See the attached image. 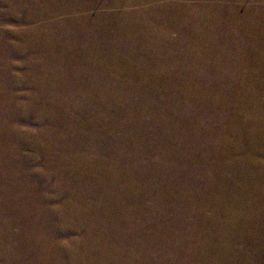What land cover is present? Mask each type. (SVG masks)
I'll list each match as a JSON object with an SVG mask.
<instances>
[{
    "label": "bare ground",
    "instance_id": "bare-ground-1",
    "mask_svg": "<svg viewBox=\"0 0 264 264\" xmlns=\"http://www.w3.org/2000/svg\"><path fill=\"white\" fill-rule=\"evenodd\" d=\"M8 21L27 27H1ZM18 58L24 59L16 63ZM21 64L51 83L63 80L66 98L60 101L65 106L77 102L66 108L68 131L81 124L86 126L83 136L94 132L97 138V119L104 118L103 136L113 142L116 159L106 174L90 154L86 138L73 143L43 137L46 148L55 149L49 171L53 175L68 166L64 171L76 186L63 183V190L73 191L83 202L65 203L61 209L77 225L86 226L81 220L85 216L88 228L76 249H0V260L14 263L19 252L23 264H41V259L54 264L59 258L61 264H264V93L257 99V85L264 87V0H0V82L7 83ZM8 101L2 92L1 120ZM200 112L212 114L207 115L209 125L201 122ZM183 119L192 120L194 130ZM125 123L132 126L125 139L114 137L115 126ZM6 130L0 121V134ZM199 137L206 151L198 146ZM155 140L161 143L157 159L152 157ZM171 140L177 145L190 142L191 147H172ZM1 165L0 178L10 180V169ZM89 167L105 183V175L110 177L113 201L106 210L103 204L93 210L83 200L92 183L81 181L78 172ZM49 171L32 172V179L42 181ZM133 174L148 183L138 190V198L128 195L131 189L136 195L127 180ZM34 191L27 195L29 204L12 206L15 214L23 210L36 215L40 203L31 200L43 201V195ZM131 204L132 210L123 214ZM10 205L5 208L14 214ZM61 209L46 211L53 213L46 221L49 226H56L54 216ZM7 216L1 225L9 223ZM105 216L117 217L108 230L113 246L120 249H105L108 235L97 232L94 220L106 226ZM186 227L197 232L191 235L194 249H143L140 240L136 246L141 249L120 246L129 232L183 241ZM237 241L243 249H235Z\"/></svg>",
    "mask_w": 264,
    "mask_h": 264
},
{
    "label": "rangeland",
    "instance_id": "rangeland-1",
    "mask_svg": "<svg viewBox=\"0 0 264 264\" xmlns=\"http://www.w3.org/2000/svg\"><path fill=\"white\" fill-rule=\"evenodd\" d=\"M3 25L10 30H12L14 28L15 29L20 28L21 26L27 27L23 22H17V21H15V22L14 21L3 22L1 27H4ZM21 59L23 60L24 58L15 59L16 63H19L21 61ZM17 67H18L17 69L13 70V72L8 75V77H7L8 82L7 83H1L0 82V91H1L0 92V102L2 100V92H3L4 96L8 97V99H9L8 102H10V103H7V105L11 104L7 110H6V108H3L4 110H6L4 113L5 115H3L4 117H2V120L0 119V121H2V124L4 125V131H5V129H7L6 133L0 134V161H1L0 165L3 164L7 168L10 169V170H8L10 180L8 178H0V188H1V190H0V220L1 221L7 220L8 219L7 214L11 217V219L8 221L9 223L7 224L10 227L7 225H1V223H0V249H3V251L6 249V252H8L10 249H16V250H18V249H53V251L55 249H76L74 246L76 245V243H78L80 241L79 239L83 236L84 232L88 228V226H87L88 223H87L86 217L85 216L82 217V214H81V217H82L81 220L85 221L86 226H84L82 224L77 225L76 220L73 218V216L71 217L69 215H67V216L65 215L66 213H65L64 209H61V205L62 204L64 205L66 203L65 205H67V206H73L74 204H78V203L82 204L83 202L81 200H79V198L73 193V191L71 192V194H68V192H66V189L63 190V187H62L63 183H65L66 185H69V186L72 185V187L76 186L75 182L73 183L72 178H70V172L64 171V170H66V168L68 166L65 168H61L62 169L61 171L55 170V172H54L55 174H53V175H52V172L49 171V165L54 166L50 159L54 157L55 149H54V147H52V149H47L45 146V143H44L45 142L44 138H45V136H47V137H49L48 138L49 140H51V137H52L54 140L60 139V140H66V141H69L68 139H70L73 143H75V140L79 139L80 137L86 138V140H88L87 145L90 146V149H91V151H90V149H88V152L90 151V154L93 156L96 155V157H95L96 161H97V163H99L98 165L102 167V172L109 173L108 168H111V165L113 164V160L115 162L116 156H115V158L113 156L114 150H115L114 147L112 148L113 142L110 141V139L107 135L103 136L104 132L102 130H106L107 121L104 118L100 119V120L97 119L98 125H100V127H101V130L99 131V133L101 132V136L97 135L98 136L97 138L94 137V132L92 133L91 136H90V134L83 136L86 126H83L81 124L80 125L78 124L76 126V128L75 127L70 128L68 131L67 130L68 126L64 125V120H63L64 118H66V119L69 118V114H68L69 112L66 108L72 107L74 104H77V102L68 103V106H65L62 104L61 101H65V98H66L64 91H63L64 88L61 85V82L63 80L58 78V82L53 80L54 82L51 83L49 78H45L43 76L37 77L36 74H34V76L29 74L30 69L24 64H21L20 66L18 65ZM0 78H1V76H0ZM243 88H244V86L239 87V90H242ZM144 89L148 90L149 87L144 86ZM263 93H264V87L259 88L257 85V99H259L263 95ZM74 99L76 100L77 98L74 97ZM74 107L76 108L77 106H74ZM252 107L253 106H250L251 110H252ZM78 109L79 108L77 107L76 110H78ZM77 113H79V112H77ZM208 114L212 115L209 112H207V113H205V112L201 113L200 112V118L201 119L199 118L201 120V122L203 121V123H206L207 125H209V121H208L209 118L207 116ZM247 115H248V113H247ZM5 118H6V120H5ZM88 118H89V116H88ZM183 120L187 121V122L192 121V120L189 121V120H185V119H183ZM59 121L62 122V126L64 125L63 127L62 126L58 127L57 122H59ZM190 124H191L189 126L190 130H194V128H195L194 123L190 122ZM216 125L218 126V124H216ZM220 126H219V129L226 130L225 128H227L226 125H220ZM131 127L132 126H128L126 123L121 124V125H116L114 128V134H115L114 137H119L122 140L125 139L126 135L129 133ZM89 128H91V127H89ZM92 128H94V126H92ZM202 135H203V137L205 136L204 133H202ZM73 137H74V139H73ZM106 137H108V138H106ZM91 138L95 139V140L90 141ZM200 138L201 137H199V139L197 141L198 146L200 145L201 148L204 151H206L205 149H207V146H204V145H206V143L200 141ZM155 141L157 143L155 142L153 144L154 151L152 149V151H153L152 157L155 156V159H157V154H158L159 147H161V143H158V140H155ZM170 142H171L172 147L176 146L175 148H177L178 146H181L183 150H185V148L188 149L189 147H191L190 142L183 141L182 143H180V145H177L175 143V141H172V140ZM242 148L244 150V146H242ZM77 151L78 150H75V154H77ZM62 152H64V150ZM249 154H251V153L249 152ZM50 155H51V157H50ZM77 155H79V154H77ZM77 155H75V156H77ZM75 156H72V157L74 158ZM54 162L57 163L56 161H54ZM92 164L90 163L91 166H93ZM3 165H1V166H3ZM70 165H71V163H70ZM47 169L50 173L42 181L36 180V178H34V180L32 179V176H31L32 172L33 173L35 172L36 174L41 175V174H44V172ZM85 169H87L88 172H86ZM80 170L81 171H79L78 174L81 177L80 178L81 181H86V180L88 181V179L90 181V179H91L90 182L93 184V185L91 184V186H87L85 188L87 194L83 195L84 202L90 201L92 204L90 207H92L93 210L101 209L100 204H103L105 206V210H106V205L113 201V198H112L113 195L112 194L114 192V189L112 188V191H111V187H109V186H111L110 177L105 175V180H106V183H105L104 181L99 180L95 175L90 173L93 171L92 167L81 168ZM65 172H66V175L64 177ZM56 174L58 176H63V178L61 180H58ZM91 175H93V176H91ZM133 175H128L127 180H128L129 184L131 183V185H133V189L136 190V195L132 193V189L128 191V195H130L132 197L135 196L136 198H138V197H140V195H139L140 191H138V190H143L142 188H145V186L148 183L146 180L144 181V179H142V181H141L138 178V175H136V174H133ZM93 180L96 181V183H94ZM116 181H117V179H116ZM38 182H41V184ZM119 184L123 185L122 181L119 182ZM66 185H65V188H66ZM112 185H113V183H112ZM142 185H143V187H142ZM41 187H42V189H41ZM35 188H36V190H41L42 195H43L42 196L43 201H41L42 200L41 198L37 199L36 197H35V199L31 200L32 202L37 201L40 203V207H38L36 215H34V213H32L31 215H28L23 210H22V212H21V210H19L18 214L17 213L15 214L14 208L12 206H20L21 204L22 205L26 204V202H28V204H29L30 202H29V200H27V198H28L27 195L35 192L34 191ZM94 190H95V192H94ZM8 195H10V197H8ZM70 199H71V201H69ZM9 202L11 204L10 207L13 210L14 214H10L8 209L5 208L6 203L8 204ZM47 206H48V208H47ZM44 207H45V211H44ZM75 207L80 208L79 205H77ZM131 207H132V204L126 205L122 209L121 212H123V214L130 212L132 209L130 211L128 209ZM189 207H191V206H189ZM59 208L61 209V212H59L58 214H56V216H54L55 220L53 223H56V226H55V224H51L52 226L51 225L49 226V224L46 223V221H47V218H50V219L52 218V216L50 214H53V213H50L48 215L46 213V211L48 212L49 209L55 211V209L58 210ZM27 209H28V207H27ZM125 210H127V212H124ZM207 213L206 214L208 216L211 215L210 211H207ZM44 214H47V215L45 217H43ZM110 216H111V214H110ZM142 217H144V216H142ZM113 218L115 220L107 219L106 216L104 217L105 222H107L105 224L106 226H103V225L100 226V223L97 220H94L98 226V227L96 226L98 234L102 235V233H103V236L108 235V238H105L106 239V242L104 244L106 246L105 249H107V248L108 249H120V248H116L115 246H113V243H112L113 240L110 237V231L112 228L111 226L115 225L117 217L114 216ZM17 222H20V223H17ZM28 222H31V224H28ZM71 223H73V224H71ZM113 223H114V225H113ZM65 224H67V225L65 226ZM90 225H91V223H90ZM34 226L36 227V229ZM45 227H47V228H45ZM186 228H187V231H189V232L183 233L184 234L183 235L184 236L183 241L180 238L175 239V242L173 240L165 241L166 239L164 241H162L161 239H158L153 233L148 235L145 238V237H143L142 234H138L136 232H129L130 236L128 237L125 234V240H124L123 244H120V246L124 247L125 249H141V248H137V246H136V243L140 240L139 244H142L145 246V248H143V249H164L163 247H161L163 245L164 246L171 245L170 249H194L196 247V242L193 240L191 235L193 234V236L196 237L197 232H192L189 227H186ZM34 229H35L34 233L29 232V231L34 230ZM102 230H104V231H102ZM38 231H41V232H38ZM178 232L180 233V229H178ZM46 236H48L49 238L46 239L45 238ZM113 238H114V236H113ZM114 240H115V238H114ZM172 242H173V244H172ZM111 243H112V245H111ZM241 244H242L241 242L237 241V243L234 245L235 249H243ZM79 245H81V244H78V247H79ZM184 245H185V247H184ZM85 246H86V248H85ZM159 246H160V248H159ZM90 247H91V245H90ZM250 248L251 247H248V249H250ZM79 249H89V245H84ZM96 249H99V247H97ZM6 252H4V253L7 255ZM57 252H58V250H57ZM59 257H60V255H59ZM14 258H15L14 263L10 262L8 264H16L17 262H18L17 264H23V253L18 252V254L17 253L14 254ZM0 264H7V263H6V261L3 262V260H0ZM41 264H44L42 259H41ZM54 264H61V259L60 258L56 259L54 261Z\"/></svg>",
    "mask_w": 264,
    "mask_h": 264
}]
</instances>
